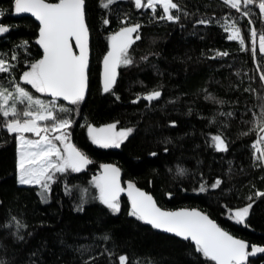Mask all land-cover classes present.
I'll list each match as a JSON object with an SVG mask.
<instances>
[{
    "label": "trees",
    "instance_id": "1",
    "mask_svg": "<svg viewBox=\"0 0 264 264\" xmlns=\"http://www.w3.org/2000/svg\"><path fill=\"white\" fill-rule=\"evenodd\" d=\"M173 2L178 10L171 14L179 19L170 21L160 18L165 15L160 6L153 13L137 8L135 0H115L108 8L101 0H85L89 90L75 105L58 100L71 111L57 115L73 120L66 130L70 141L92 163L79 172L56 174L47 200L38 185L18 182V135L7 131L3 121L8 118L0 114V264H119L122 255L126 264H214L195 250L194 242L132 216L126 196L119 199V212L102 203L95 180L103 163L119 166L125 181L152 193L161 207L200 209L250 246L264 247V196L258 195L264 192V159L253 147L262 134L257 120L264 110V53L258 49L264 14L252 5L245 17L243 4L237 11L224 0ZM0 10L5 11L0 25L10 28L0 34V54L15 65L10 74L0 73V84L11 88L14 76L37 95L20 77L42 58L36 43L40 25L30 15L16 14L14 0H0ZM135 24L140 28L128 49L133 62L120 66L115 84L105 92L102 69L109 37ZM233 26L241 29L247 50L228 39L231 32L225 28ZM153 91L160 97L145 99ZM112 123L133 132L119 147L95 144L88 128ZM216 135L227 151L215 148ZM217 180L221 183L213 188ZM249 204L247 217L238 223L234 211ZM247 264H264V254L250 256Z\"/></svg>",
    "mask_w": 264,
    "mask_h": 264
},
{
    "label": "snow or ice",
    "instance_id": "2",
    "mask_svg": "<svg viewBox=\"0 0 264 264\" xmlns=\"http://www.w3.org/2000/svg\"><path fill=\"white\" fill-rule=\"evenodd\" d=\"M115 0H101V6L108 8ZM224 3L237 11H242V15H250V6L258 7L261 14H264V0H224ZM85 0H58L55 3L46 0H14V11L16 14L31 13L40 22L39 39L37 44L43 49L42 58L30 63L28 71H24L20 79L27 85H31L38 93L51 96V101L34 97L20 83L14 82L11 78L12 87H5L0 84V114L5 119L3 126L10 133L20 134L19 139V159H18V182L22 185H38L42 191V199L47 200L50 192V182L56 173H65L68 170L79 172L92 161L74 145L67 143L66 132L61 135L49 137L48 133H58L69 128L73 120L60 118L57 111L70 113V109L60 106L57 109V101L63 99L75 105L85 98L88 81V28L85 23ZM137 8L146 7L156 12L157 6L162 8L165 15L160 18L168 20H178L171 14L172 9L178 10V4L173 0H135ZM5 15L4 10H0V17ZM105 23H108L105 20ZM205 23V21H200ZM235 22H233L234 24ZM251 23V20H249ZM139 24L122 28L111 37V51L104 57V88L105 92L110 91L116 82L117 68L121 65H130L133 61L128 55V49L134 42L132 34L137 33ZM10 31L9 27L0 25V34ZM230 31L229 40L238 41L244 50L245 38L238 27L225 28ZM251 52L257 51V33L255 28L250 29ZM135 39H140L137 34ZM27 41L22 46L27 45ZM78 49V53L76 51ZM258 49L264 53V34L259 35ZM227 55V53H218ZM13 54L11 60H16ZM15 68L7 59L0 54V73H11ZM261 80H264V72L261 73ZM161 93L153 91L145 97L148 101L159 98ZM23 105V108L18 107ZM52 121L50 125H42L40 122ZM115 124H109L104 128L89 127L88 132L92 141L101 147H119L120 143L132 132V128L115 132ZM259 132L264 133V110L257 120ZM23 133H34L36 140L26 139ZM43 134V135H42ZM62 143L61 149L53 141ZM215 148L218 151H227V145L221 136L212 137ZM264 143V136L256 141L253 147L264 157V149L258 147ZM156 155V153H152ZM103 174L96 178L95 186L99 189V199L113 212L120 211L119 195L125 191L120 186V170L112 165H102ZM178 174L183 175L184 169H178ZM221 182L217 180L212 187H217ZM200 191H205L203 185ZM127 194L131 199L132 216L152 225L154 228L174 233L176 236L194 242L195 250L202 254L207 260L214 264H247L250 256L258 253L264 254V247L249 245L241 239H237L222 229L213 220L199 211H164L157 206L156 201L148 193L141 191L135 184L129 182ZM264 196V192L258 193ZM251 199V198H249ZM252 207L235 210L233 218L242 223ZM15 219V218H13ZM17 227H23L17 222ZM107 238V237H106ZM250 249V250H249ZM119 264H126L127 256H120Z\"/></svg>",
    "mask_w": 264,
    "mask_h": 264
},
{
    "label": "water",
    "instance_id": "3",
    "mask_svg": "<svg viewBox=\"0 0 264 264\" xmlns=\"http://www.w3.org/2000/svg\"><path fill=\"white\" fill-rule=\"evenodd\" d=\"M46 2H49V3H55V2H50V1H48V0H46ZM85 6H86V3H85ZM85 6H84V11H85ZM23 14H27V15H30V16H32L38 23H39V25H40V22L35 18V16H33L31 13H23ZM85 23H86V25H87V28H88V48H89V63H88V81H87V90H86V93H85V97L87 96V94H88V90H89V69H90V62H91V32H90V30H89V27H88V24H87V21H86V13H85ZM39 39V38H38ZM42 51H43V49H42ZM76 51H77V53H78V49H76ZM109 51H111V47H110V50ZM119 68H120V66L117 68V76H118V72H119ZM104 64H103V69H102V83H103V86H104ZM116 79H117V77H116ZM49 96V95H48ZM50 98H52L51 96H49ZM53 99V98H52ZM59 101H62V102H65V103H70L69 101H65V100H63V99H60ZM102 165H112V166H114V167H116V168H118L119 170H120V174H119V182H120V186L122 187V188H124L125 189V191H123V192H121L120 193V195H119V199L122 197V196H126L127 198H128V200L130 201V204H131V199L129 198V196H128V194H127V185H128V181H125L124 180V174H123V172H122V170L120 169V167L119 166H117L116 164H114V163H103ZM101 165V166H102ZM103 172H104V169L101 167V170H100V173H99V176L98 177H100L102 174H103ZM135 186L137 187V188H139L141 191H144V192H146V193H148L149 195H151L152 197H153V199L156 201V199H155V197L153 196V194L152 193H150L149 191H147L146 189H143V188H140V187H138L136 184H135ZM156 204H157V206L158 207H160L162 210H164V211H180V210H188V211H192V210H195V211H199V212H201V213H203V214H205V215H207L208 217H209V219H211V220H213L217 225H219L220 226V224L217 222V221H215L213 218H211L207 213H205V212H203L202 210H200V209H197V208H180V209H174V210H171V209H165V208H163V207H161L159 204H158V202L156 201ZM221 227V226H220ZM222 229H224L223 227H221ZM158 230H161V231H163L162 229H158ZM225 231H227L226 229H224ZM164 232H166V231H164ZM230 235H232V236H234L235 238H237V239H240V238H238V237H236L235 235H233V234H231L229 231H227ZM167 233H169V232H167ZM172 234H174V233H172ZM242 240V239H241Z\"/></svg>",
    "mask_w": 264,
    "mask_h": 264
},
{
    "label": "rangeland",
    "instance_id": "4",
    "mask_svg": "<svg viewBox=\"0 0 264 264\" xmlns=\"http://www.w3.org/2000/svg\"><path fill=\"white\" fill-rule=\"evenodd\" d=\"M145 2H146V0H145ZM171 11V10H170ZM115 34V33H114ZM114 34H112V35H114ZM112 35L109 37V41H110V43H112L111 42V37H112ZM129 55V54H128ZM35 90V89H34ZM38 93V92H37ZM34 97H38L39 99H41V100H44L45 102H48V101H51L52 99H48V98H46L45 96H44V94L43 93H39V94H37V95H33ZM24 107L23 105H20V106H18V107ZM60 107V105L57 103V109ZM58 117H60V118H66V117H61V116H58ZM42 125H44V124H48V125H50L51 123H53L52 121H47V122H40ZM113 124V123H112ZM116 125V128L114 129V131L115 132H119V131H122V130H125V129H127V128H124V129H122V128H119L118 126H117V124H115ZM107 125H105V126H99V127H96V126H91V127H93V128H97V129H99V128H104V127H106ZM67 130V129H66ZM66 130H62V132H58V133H52V132H49L48 133V135H49V137H52L53 135H61V134H64V132H66L67 133V131ZM17 137H19V135L20 134H18L17 133ZM23 135L25 136V138L26 139H30V140H36V139H39L40 137H37L34 133H23ZM31 135H33L34 137H32ZM43 135V134H42ZM67 135H68V133H67ZM261 136H264V133H262L260 136H259V138L258 139H260V137ZM90 138H91V136H90ZM91 140H92V138H91ZM126 139H124L123 141H125ZM122 141V142H123ZM54 143H56L61 149H63V144L62 143H60L59 141H53ZM67 143H69V144H72V145H74L71 141H70V138H69V135H68V138H67V141H66ZM122 142L120 143V145L122 144ZM96 144V143H95ZM18 145H19V139H18ZM97 145H99V144H97ZM75 146V145H74ZM100 146V145H99ZM19 147V146H18ZM76 147V146H75ZM258 147H260L261 149H264V143H261L260 145H258ZM77 148V147H76ZM78 149V148H77ZM18 150H19V148H18ZM79 150V149H78ZM80 151V150H79ZM81 152V151H80ZM260 154V153H259ZM263 159H264V157H262ZM18 159H19V153H18ZM88 166V165H87ZM86 166V167H87ZM69 171V170H68ZM19 173V172H18ZM56 174H60V173H56ZM55 174V175H56ZM54 180H55V176L53 177V181L52 182H50V190H51V184L54 182ZM41 191H42V189H41ZM49 195H50V192L47 194V196H48V198H49ZM47 198V199H48Z\"/></svg>",
    "mask_w": 264,
    "mask_h": 264
}]
</instances>
